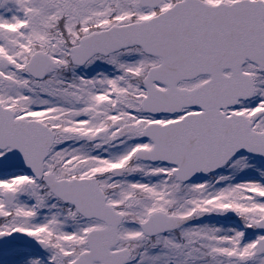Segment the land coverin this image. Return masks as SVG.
<instances>
[{
  "label": "snow or ice",
  "instance_id": "obj_1",
  "mask_svg": "<svg viewBox=\"0 0 264 264\" xmlns=\"http://www.w3.org/2000/svg\"><path fill=\"white\" fill-rule=\"evenodd\" d=\"M0 264H264V0H0Z\"/></svg>",
  "mask_w": 264,
  "mask_h": 264
}]
</instances>
